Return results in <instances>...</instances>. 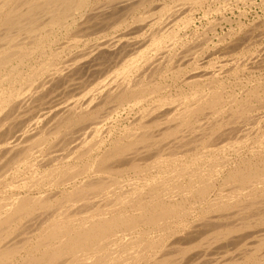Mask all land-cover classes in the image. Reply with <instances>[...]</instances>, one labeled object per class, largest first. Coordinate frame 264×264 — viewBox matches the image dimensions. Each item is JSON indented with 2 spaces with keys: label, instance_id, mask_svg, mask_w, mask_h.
I'll use <instances>...</instances> for the list:
<instances>
[{
  "label": "bare ground",
  "instance_id": "bare-ground-1",
  "mask_svg": "<svg viewBox=\"0 0 264 264\" xmlns=\"http://www.w3.org/2000/svg\"><path fill=\"white\" fill-rule=\"evenodd\" d=\"M150 1L0 0V264H264V80L173 92Z\"/></svg>",
  "mask_w": 264,
  "mask_h": 264
},
{
  "label": "rangeland",
  "instance_id": "rangeland-1",
  "mask_svg": "<svg viewBox=\"0 0 264 264\" xmlns=\"http://www.w3.org/2000/svg\"><path fill=\"white\" fill-rule=\"evenodd\" d=\"M105 1H108V0H103V2H105ZM136 1V0H135ZM152 1V2H151ZM150 1V5H149V2L145 5V7H143V8H141L140 10H138V12H137V14H139V15H146V17H148V18H150L152 21H154V22H165V21H167V22H169V21H171L168 25H167V28H170V31H173V33H174V35L176 34V36H177V34H179L178 35V37H180V35L181 34H184L185 33V35H181V37H182V39L183 40H185L187 43H189V45H190V43H191V41H192V46H190V47H192L191 49H192V51L191 52H193V53H195V51H196V55H194L193 53H190L189 55L188 54H186L185 56H189L188 58L187 57H185L186 59H188V60H192V61H195L196 60V62L199 64V67L200 66H202L200 69H199V67H195L194 65H191L190 66V68L188 67L187 68V71L185 70L183 73H182V75L180 76V78L177 80V79H172L171 80V78L169 77V81L171 82V84H174V87L171 89L173 92H176V89H177V91L178 90H181V87L182 86H184V83H183V81L185 80V78L187 79V78H189V79H193L192 81H198V83L200 84V85H202V83H208V80H210V78H211V80L210 81H212V80H214L215 78L217 79V77H218V79L220 80V81H222V82H224V83H226V84H224V85H226L227 87H233L234 89H235V86H236V84L238 85V82H239V86H236V88L237 87H242V85H246V83H247V81H248V85H250V84H252L253 82L255 83V81L256 80H260V81H263L264 80V67H260V66H263V65H257V64H254L253 65V62H252V59L250 60V58H252L254 55H257V54H259V50H260V48L261 47H263L264 46V0H202L201 2V4L200 5H198V4H195L194 2L192 3L191 1L192 0H187V1H189V2H187L186 0V2L183 0H160V2H159V0H151ZM183 2V4L182 3H178V2ZM260 2V3H259ZM164 3V4H163ZM167 3V4H166ZM185 3H187L186 4V6H185ZM189 3V4H188ZM204 3V4H203ZM153 4V5H152ZM155 4H159L158 6H156ZM165 5V6H163V5ZM178 4V5H177ZM191 4H193V5H191ZM211 4V5H210ZM174 5V6H173ZM175 5H177V7L175 6ZM181 5V6H180ZM221 5V6H220ZM148 6H149V8H148ZM151 6V7H150ZM164 7V8H162V7ZM217 6V7H216ZM153 7H155L156 9H154ZM175 7V8H174ZM185 9H184V8ZM145 8V9H144ZM147 8V9H146ZM158 8V9H157ZM159 8H162V10L161 9H159ZM171 8V9H170ZM174 8V9H173ZM209 8V9H208ZM214 8V9H213ZM152 9V12L154 11L155 12V14H154V16H153V13L152 14H150V10ZM178 9H180V10H178ZM191 9V10H190ZM218 9V10H217ZM144 10H147V11H144V13H143V11ZM149 10V11H148ZM169 10V11H168ZM176 10V11H175ZM177 10H178V12H177ZM185 10H189V11H187L186 13H184V14H182L183 13V11L185 12ZM195 12H194V11ZM206 10H208V12L206 11ZM221 10V11H220ZM160 11V12H159ZM170 11H174V12H171L170 13ZM219 11V12H218ZM143 13V14H140V13ZM166 12V13H165ZM168 12L170 13V14H168ZM190 12H192V14L190 13ZM213 12V13H212ZM146 13V14H145ZM161 13V14H160ZM178 13V15H181V16H179L178 17V15H175V14H177ZM215 13V14H214ZM158 14H160L161 15V18L159 19V15ZM168 14V16H166V15ZM173 14V15H172ZM143 15V16H144ZM148 15V16H147ZM151 15L153 16V18L151 17ZM171 17H170V16ZM188 15V16H187ZM191 15V19H193V21L194 22H192V23H190V26L188 27V25H187V23H186V20L189 18V16ZM150 16V17H149ZM163 16H165V17H163ZM186 16V17H185ZM145 17V16H144ZM203 17H205V18H203ZM163 18V20H161ZM182 18V19H181ZM185 18V21L183 20ZM187 18V19H186ZM199 18V19H198ZM224 18V19H223ZM156 19V20H155ZM174 19V20H173ZM216 19V20H215ZM219 19V20H218ZM220 19L222 20V21H220ZM181 20V21H180ZM211 20V21H210ZM173 21V22H172ZM218 21V22H217ZM219 21H220V23H219ZM241 21V22H240ZM240 22V23H239ZM244 22V23H243ZM173 25H172V24ZM175 23V24H174ZM186 23V24H185ZM240 24V25H239ZM157 25H158V23H157ZM170 25V26H169ZM172 25V26H171ZM182 25V26H181ZM213 25H214V27H213ZM211 26H212V28H211ZM215 26H216V28H215ZM239 26V27H238ZM241 26V27H240ZM184 29H183V28ZM188 27V28H187ZM253 27H255V28H253ZM182 28V29H181ZM195 28V29H194ZM214 28V29H213ZM125 29V28H124ZM121 29L120 31L123 33V32H126L125 30L127 29ZM200 29V30H199ZM210 29L212 30L213 29V31H210ZM231 29V30H230ZM244 29V30H243ZM250 29H251V32H250ZM253 29H255V30H253ZM176 30V31H175ZM246 30V31H245ZM249 30V31H248ZM230 31V32H229ZM121 32H118V34L120 33L121 34ZM178 32V33H177ZM184 32V33H183ZM191 32V33H190ZM197 32V33H196ZM228 32V33H227ZM244 32H245V35H244ZM246 32H247V34H246ZM248 32H249V34H248ZM219 33V34H218ZM263 33V34H262ZM115 34H117V33H115ZM227 34V35H226ZM231 34V35H230ZM255 34V35H254ZM260 35V36H257V35ZM173 35V36H174ZM190 35H192V36H190ZM197 37H196V36ZM230 35V36H229ZM244 35V36H243ZM252 35V36H251ZM198 36H199V39H198ZM213 36H215V37H213ZM216 36H220V38L219 37H216ZM224 36V37H223ZM184 37H186L185 39H184ZM190 37V38H189ZM207 37V38H206ZM233 37V38H232ZM252 37H253V39H252ZM196 39V41H197V43H198V48H201V50L202 51H200V49H196L195 47L197 46V43L195 44V40ZM208 39V40H207ZM221 39V40H220ZM235 39V41L234 42H236V41H242L241 43H240V41H239V46H238V48H237V46L235 47L234 46V43H232L233 41L232 40H234ZM238 39V40H237ZM249 39V40H248ZM63 40H64V42L65 43H63ZM188 40V41H187ZM200 40H202V41H200ZM205 40V41H204ZM209 40H210V42H209ZM68 38H63V39H61L60 41H59V43H57V44H67L68 45ZM171 41H173V40H170L169 39V41L166 43V45H165V50H160L161 52H163V53H161V55L160 54H158V52H160V51H157V52H154L153 51V55L154 56H157V58L156 59H158L159 57L161 58H159L158 60L159 61H157L156 59V63L158 62H163L164 60H163V57H162V54H163V56L164 55H166V49H168V48H170V45H172V42ZM194 41V42H193ZM204 41V42H203ZM212 41V42H211ZM228 41V42H227ZM255 41V42H254ZM171 42V43H170ZM206 42H209V43H206ZM169 43H170V45H169ZM196 45H194V44ZM204 43H205V45H204ZM212 43H214V44H212ZM168 44V45H167ZM237 44V45H238ZM60 45H56L57 47H59ZM204 45V46H203ZM206 45H208V46H206ZM218 45V46H217ZM228 45H232L233 47H229ZM82 47L84 46V44H82L81 45ZM205 47H207V48H205ZM61 48V47H60ZM202 48H204V49H202ZM219 48V49H218ZM230 48V49H229ZM236 48V49H235ZM179 49H181V50H184L185 51V49L183 48V47H181V48H179ZM218 51H217V50ZM235 49V50H234ZM238 49V50H237ZM194 50V51H193ZM204 50V51H203ZM231 50H233V51H231ZM245 50V51H244ZM180 51V50H179ZM241 51V52H240ZM250 51V52H249ZM66 52V53H65ZM230 52H232V53H230ZM254 52V53H253ZM258 52V53H257ZM187 53H189V52H187ZM214 53V54H213ZM237 53V54H236ZM241 53V54H240ZM159 56H158V55ZM199 54V55H198ZM212 54V55H211ZM227 54V55H226ZM63 59L64 58H66V57H68V55H69V50H66V51H64V53H63ZM65 55H67L66 57H65ZM190 55H193V56H190ZM233 55V56H232ZM244 55V56H243ZM197 56V57H196ZM250 56V57H249ZM200 57V58H199ZM201 57H203V58H201ZM234 57V58H233ZM245 57V58H244ZM247 57V58H246ZM191 58V59H190ZM194 58H196L195 60H194ZM198 58V59H197ZM205 58V59H204ZM244 60H242V59ZM179 59H184V58H182V56H180V58L178 57V61H177V58L175 59V61L176 62H179ZM200 59H201V61H200ZM248 59V60H247ZM227 60V61H226ZM234 61V62H232V61ZM239 60V61H238ZM250 60V61H249ZM182 60H180V62H181ZM191 61V62H192ZM226 61V62H225ZM236 61V62H235ZM153 63V65H152V67L150 68V69H148V70H152V68L153 67H155V66H157V64L156 63ZM175 62V63H176ZM241 62V63H240ZM242 62H243V64H242ZM248 64L247 65V67H245L246 66V64ZM211 63V64H210ZM226 63H229V65L228 64H226ZM235 63V64H234ZM240 65V67L242 68H240V67H238V68H236L237 67V65L238 64ZM156 64V65H155ZM202 64V65H201ZM204 64V65H203ZM234 64V65H233ZM211 65V66H210ZM224 65H225V67H226V69L228 68L229 69V67L228 66H235V67H231V69H232V71H231V69L230 70H225V67H224ZM242 65V66H241ZM251 65V66H250ZM207 66V67H206ZM214 66V67H213ZM244 66V67H243ZM254 67L253 68V70H251L252 68L251 67ZM256 66L257 67H259L258 69L256 68ZM147 67V66H146ZM145 66L143 67V70L142 71H144L145 70V68H146ZM195 69H194V68ZM206 67V68H205ZM221 67V68H220ZM248 67H249V69H248ZM198 68V69H197ZM234 68H236V69H234ZM241 70H240V69ZM192 69V70H191ZM205 69H206V71L207 70H210L209 72L207 71H205ZM217 69V70H216ZM218 69H221V71L220 70H218ZM224 69V70H223ZM243 69H247V70H243ZM190 70V71H189ZM196 70V71H195ZM201 70V71H200ZM204 70V71H203ZM214 70V71H213ZM141 71V72H142ZM192 71H193V73H192ZM215 71H217V72H215ZM223 71V73L224 74H222V73H220V72H222ZM224 71H226V72H224ZM228 71V72H227ZM231 71V72H230ZM234 71H236V72H234ZM140 72V71H139ZM212 72V73H211ZM213 72H215V74L213 73ZM220 74H222V77H221V75L220 76H218L219 75V73ZM253 72V73H252ZM204 73H206L205 75L207 76V79L205 78V77H202V76H200V75H202V74H204ZM207 73H208V75L210 74V75H212L211 77H210V75L208 76L207 75ZM216 73H217V75H216ZM232 73L233 74H236V75H232ZM186 74H187V77H186ZM195 75L196 74V76L195 77H193V78H190L189 77V75ZM214 74V75H213ZM231 74V75H230ZM238 74V75H237ZM251 74V75H250ZM252 74L254 75V74H256L255 76H256V78H255V76H252ZM193 75V76H194ZM216 75V76H215ZM226 75V76H225ZM230 75V76H229ZM185 76V77H184ZM199 76V77H198ZM239 77V79H238V77ZM247 76H249V78H250V76H251V78L249 79ZM262 76V77H261ZM192 77V76H191ZM208 77H210V78H208ZM213 77H214V79H213ZM196 78H198V79H196ZM225 78H227V79H225ZM248 79V80H245V79ZM254 78H255V80H254ZM258 78V79H257ZM202 79V80H201ZM231 79V80H230ZM244 79V80H243ZM202 82H201V81ZM229 81V83H228V81ZM233 80V81H232ZM234 80H236V81H234ZM250 80V81H249ZM252 80V81H251ZM176 81V82H175ZM207 81V82H206ZM209 81V82H210ZM242 81V82H241ZM244 81V82H243ZM174 82V83H173ZM230 83H231V85H230ZM241 83H243L242 85H241ZM180 84V85H179ZM182 84V85H181ZM229 84V85H228ZM234 84V85H233ZM233 85V86H232ZM177 86H178V88H177ZM187 87H189V86H187V85H185L183 88L185 89V88H187ZM229 87V88H230ZM176 88V89H175ZM180 88V89H179ZM230 89H232V88H230ZM136 111H139V109L138 110H136ZM127 112L128 111H123L122 113H121V117H120V119L122 118V121H123V125L124 124H128L131 120H132V118H134V116L136 115L135 114V112H133V113H131V112H128V114H127ZM131 115V116H130ZM127 116V117H126Z\"/></svg>",
  "mask_w": 264,
  "mask_h": 264
}]
</instances>
